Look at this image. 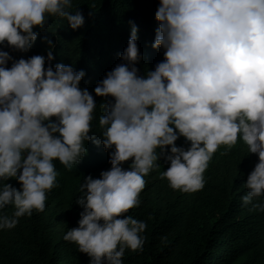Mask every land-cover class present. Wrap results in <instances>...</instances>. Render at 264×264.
Segmentation results:
<instances>
[{
    "label": "clouds",
    "instance_id": "1",
    "mask_svg": "<svg viewBox=\"0 0 264 264\" xmlns=\"http://www.w3.org/2000/svg\"><path fill=\"white\" fill-rule=\"evenodd\" d=\"M72 0H0V45L26 53L48 17H62L75 30L82 13ZM154 49L164 59L138 75L137 27L118 64L94 89L101 104L100 139L93 135L96 102L79 87L85 76L71 65L51 66L52 41L44 56L12 62L0 51V229H13L24 216L45 210L56 187L55 163L72 169L86 154L85 143L112 149L110 169L80 184L78 226L64 240L90 264H122L125 249L143 251L146 223L126 215L140 203L147 176L163 158L161 174L173 190L196 192L220 146L238 140L259 162L242 196L250 211L264 212V0H159ZM95 135V134H94ZM183 137L189 147H178ZM159 150V151H158ZM127 169L122 165L129 162ZM16 180L17 189L9 180Z\"/></svg>",
    "mask_w": 264,
    "mask_h": 264
},
{
    "label": "trees",
    "instance_id": "2",
    "mask_svg": "<svg viewBox=\"0 0 264 264\" xmlns=\"http://www.w3.org/2000/svg\"><path fill=\"white\" fill-rule=\"evenodd\" d=\"M158 7L159 0H72L70 11L78 10L84 17L81 27L73 30L64 18L48 17L43 30L33 29L38 35L28 52L6 44L0 45V51L12 58L7 67L35 55L44 56L47 67V40H51L53 68L64 64L84 71L79 87L93 94L96 127L99 116L106 112L100 105L112 102V98L96 97L94 89L108 72L124 63L121 55L132 24L138 29V75L154 71L163 61L164 50L152 47L159 27L155 19ZM179 140L180 147H189L183 137L176 142ZM225 150L222 145L213 154L203 174L204 187L196 192L173 190L167 179H161L169 165L163 158L158 160L160 166L145 176L139 205L126 214L147 225L141 233L143 251L125 249L122 264H264V212L250 211L251 205L244 206L241 199L258 156L249 154L240 140L227 155ZM111 151L102 144L93 145L72 169L54 162L56 187L46 194L45 210L20 218L13 229H0V264H90V258L64 236L78 226L83 210L75 203L81 195L80 184L85 177L98 179L101 172L110 169ZM129 164L122 167L127 169ZM7 182L20 188L14 179ZM11 212L8 207L0 210V215Z\"/></svg>",
    "mask_w": 264,
    "mask_h": 264
},
{
    "label": "rangeland",
    "instance_id": "3",
    "mask_svg": "<svg viewBox=\"0 0 264 264\" xmlns=\"http://www.w3.org/2000/svg\"><path fill=\"white\" fill-rule=\"evenodd\" d=\"M92 131H93V135H92V136H93L95 139H100V138L98 137L99 132L101 131V129L99 128V125L96 126V127H94ZM94 134H95V135H94ZM91 146H92V141H91V140L85 143L86 154H87V152H89V150L91 149ZM177 146L180 147V144H178ZM91 155H95V154H94V153H91ZM91 155H89V156H91Z\"/></svg>",
    "mask_w": 264,
    "mask_h": 264
}]
</instances>
